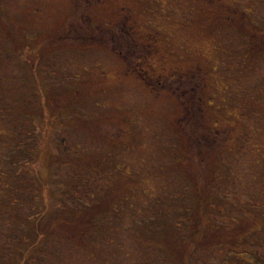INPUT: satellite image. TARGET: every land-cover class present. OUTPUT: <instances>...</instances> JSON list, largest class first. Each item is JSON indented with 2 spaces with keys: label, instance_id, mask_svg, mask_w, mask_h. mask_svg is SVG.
Here are the masks:
<instances>
[{
  "label": "rangeland",
  "instance_id": "rangeland-1",
  "mask_svg": "<svg viewBox=\"0 0 264 264\" xmlns=\"http://www.w3.org/2000/svg\"><path fill=\"white\" fill-rule=\"evenodd\" d=\"M0 264H264V0H0Z\"/></svg>",
  "mask_w": 264,
  "mask_h": 264
},
{
  "label": "flooded vegetation",
  "instance_id": "flooded-vegetation-1",
  "mask_svg": "<svg viewBox=\"0 0 264 264\" xmlns=\"http://www.w3.org/2000/svg\"><path fill=\"white\" fill-rule=\"evenodd\" d=\"M122 22H123V20H122V18H120L119 20H117V23H118L117 25L121 24ZM119 28L120 27H117L116 28L117 33H118V37H117L118 46H116V47L119 50H122L123 48H125V50H123V52L124 53L127 52V55H128L127 57L128 58L135 59L137 57V53L139 54V53H141L143 51H145V52L146 51L151 52L152 45L150 43L149 44H142L143 46H140V43L137 42L136 37H134L132 35L133 34L132 31H130L129 29H127V33L128 34L126 36V34L123 31H121ZM138 58L139 59H143L142 57H140V55H138ZM138 71H139V69L137 70V72ZM146 81H148V80H146ZM176 81H180V80L176 79ZM183 84L184 83H181L180 84V87L184 86ZM148 85L150 87H152V88H156L157 87L156 85H153L151 83V81L148 83ZM159 85L161 86L159 88L168 89V85L167 84H164L163 82H159Z\"/></svg>",
  "mask_w": 264,
  "mask_h": 264
},
{
  "label": "trees",
  "instance_id": "trees-1",
  "mask_svg": "<svg viewBox=\"0 0 264 264\" xmlns=\"http://www.w3.org/2000/svg\"><path fill=\"white\" fill-rule=\"evenodd\" d=\"M32 245H34V244H32Z\"/></svg>",
  "mask_w": 264,
  "mask_h": 264
}]
</instances>
